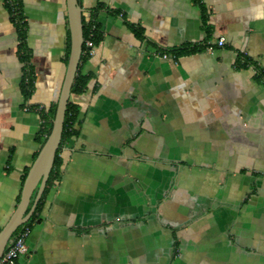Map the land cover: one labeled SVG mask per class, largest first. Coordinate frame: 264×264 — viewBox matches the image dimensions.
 <instances>
[{"label": "crops", "instance_id": "0c3cea01", "mask_svg": "<svg viewBox=\"0 0 264 264\" xmlns=\"http://www.w3.org/2000/svg\"><path fill=\"white\" fill-rule=\"evenodd\" d=\"M79 2L92 79L16 264H264V0ZM20 3L34 87L25 102L0 0V229L41 147L24 108L55 103L66 69L65 0Z\"/></svg>", "mask_w": 264, "mask_h": 264}, {"label": "water", "instance_id": "95a60500", "mask_svg": "<svg viewBox=\"0 0 264 264\" xmlns=\"http://www.w3.org/2000/svg\"><path fill=\"white\" fill-rule=\"evenodd\" d=\"M65 5L69 32V54L56 101L54 117L51 122L49 134L46 136L23 181L19 200L14 212L6 224L0 229V257L16 230L27 223L33 214L45 189L56 153L60 146L65 111L70 97L71 86L79 66L83 44V9L78 0H65Z\"/></svg>", "mask_w": 264, "mask_h": 264}, {"label": "trees", "instance_id": "16d2710c", "mask_svg": "<svg viewBox=\"0 0 264 264\" xmlns=\"http://www.w3.org/2000/svg\"><path fill=\"white\" fill-rule=\"evenodd\" d=\"M3 1H4V6L7 9L8 14H9L10 23L14 27L16 34H17V46H16L17 58L19 62L23 64V67H22L23 73H22V78L20 81L19 88L24 98V101L27 102L30 100L32 96V91L34 87V73H33V68L30 64V53L26 46V22L24 20V16L22 15V8H21L20 0H3ZM194 1L195 3H198V0H194ZM98 7L99 6L90 10L91 15L93 12L97 10ZM134 31L136 32V34L139 33L138 30H134ZM82 36H83V44H82V52L80 56L79 66L83 64L84 62H86L90 57L87 53V47L84 44L85 41L88 40L92 43L93 46H95L101 40V36L98 32V26L97 24H95L93 18L89 17L86 20L83 17V14H82ZM185 52H186L185 48H179V49L170 50L169 53H164V54H170L177 58L178 56L184 54ZM68 54H69V32L67 30L66 39H65V52L63 56V63L65 66L67 64ZM79 66H78L74 81L71 86L70 94L83 93L86 90L88 83L92 79L91 74H88V75L81 74L79 71ZM55 106H56V102L51 104L48 107L43 106V109L37 112V114L39 115L40 121H41L40 130L37 134V142L40 146H42V144L45 141L46 136L49 134L51 122L54 117ZM30 107H34V106H30ZM77 113H78L77 106L72 104L70 101H68L67 108L65 111V118H64V123H63V131H62V137H61L60 144L63 140L76 136L77 132L75 130L74 125L76 122ZM60 165H61V161L58 158V151H57L55 159H54L53 167L51 169V172L46 182L45 189L29 221L23 224L22 226L26 225L28 227H31L32 224H34V222H36L39 219V215L42 210L44 199L48 193V190L55 184V182L59 178L58 173H59ZM28 170H29V167L24 169L22 177H21V184H23V181L27 175ZM18 200H19V196L17 198V202Z\"/></svg>", "mask_w": 264, "mask_h": 264}, {"label": "built area", "instance_id": "2783aa9c", "mask_svg": "<svg viewBox=\"0 0 264 264\" xmlns=\"http://www.w3.org/2000/svg\"><path fill=\"white\" fill-rule=\"evenodd\" d=\"M85 46L87 47V53L89 56H92L94 54V46L90 41H85ZM225 44L224 38H219L216 42V46L221 48ZM211 48H206V50H210ZM163 59H176L175 56L170 54H163ZM41 109H43L42 105H36L34 107L26 106L24 108V111H34L39 112ZM30 234V227L28 226H20L19 229H17V232L12 236V238L7 243L5 250L0 257V264H16V261L18 257L25 253L26 251V240Z\"/></svg>", "mask_w": 264, "mask_h": 264}]
</instances>
